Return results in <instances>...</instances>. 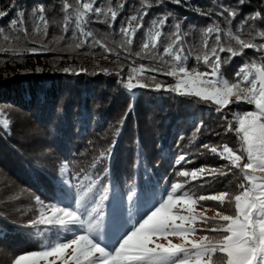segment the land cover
I'll return each instance as SVG.
<instances>
[{
  "label": "trees",
  "instance_id": "1",
  "mask_svg": "<svg viewBox=\"0 0 264 264\" xmlns=\"http://www.w3.org/2000/svg\"><path fill=\"white\" fill-rule=\"evenodd\" d=\"M66 2L72 5L67 10ZM85 2L100 7L103 15L97 18L87 14L78 29L76 0H0V10L9 11L8 16L0 18V27L4 28L0 33V173L3 177L17 190L39 197L45 204L71 206L75 210L77 174L85 188L100 176L108 194L104 218L110 212L136 210L146 201L167 197L173 183L183 186L177 190L178 195L187 190L194 198L229 187L234 188V195L242 191L239 185L247 183L236 168L225 176L198 175L192 179L178 175L183 170L228 164L203 145L214 146L221 133L225 134L222 116H227L233 125L232 112L217 113L213 103L188 95L172 92L164 96L162 89H155L150 77L167 84L174 77L149 69L171 70L177 64L164 55L168 44H173L176 50L177 41L170 35L176 33V23L180 24L177 35L183 63L188 68L205 70L203 42L205 39L209 45L215 42V32L205 36L213 22L224 29L220 33L221 44L239 48L234 39L237 35L257 44L264 43V37L258 34L264 31V19L249 20L243 30L239 27L246 16L257 11L264 17V0H245L243 4L239 0H180L179 4L173 0H162L159 4L156 0H80L81 4ZM38 5L45 8L44 21H39V13L32 14ZM221 5L238 11L230 25L217 15ZM109 8L117 12L115 22H111ZM18 10L24 11L23 27L31 34L27 37L9 27L13 18L19 19ZM144 12L147 14L143 26L135 30L132 43L126 44L120 32L121 23L127 26L128 17L139 18ZM168 13L172 15L159 29L157 43L152 50L144 49L151 36L152 20ZM104 20L112 26L101 22ZM38 24L47 35L35 33ZM253 24L255 29L249 27ZM20 27L18 24L17 29ZM81 29L92 35L82 36ZM82 40V46L76 47ZM41 41L51 51L39 55L26 51L41 47ZM197 55L201 56L199 63L195 59ZM219 55L221 61L230 56L228 52ZM260 55L255 49H243L221 63L220 73L225 79L238 82L240 79L234 76L239 68ZM116 62L124 64L127 70L143 69L141 73L145 77L133 78L132 83H144L146 87L127 93L129 89L124 85L129 76L120 66L116 67ZM37 68L43 71L37 72ZM65 68L74 71L66 73ZM245 107H241L243 113L252 110ZM223 144L237 147L235 139ZM109 148L112 151L107 158L101 157ZM181 155L185 160L176 164ZM230 181L231 185H226ZM83 203L82 214L85 208H90L88 199ZM18 213L4 203L0 206V252L4 255L16 258L40 251L43 238L48 236L53 241L62 232L58 226L37 224L21 215L18 218ZM219 255L215 254L213 259Z\"/></svg>",
  "mask_w": 264,
  "mask_h": 264
},
{
  "label": "snow or ice",
  "instance_id": "2",
  "mask_svg": "<svg viewBox=\"0 0 264 264\" xmlns=\"http://www.w3.org/2000/svg\"><path fill=\"white\" fill-rule=\"evenodd\" d=\"M156 2L159 4L162 0H156ZM173 2L179 4L180 0H173ZM244 2L245 0H239L240 4ZM70 7L72 5L67 2L64 4L65 10ZM120 8H123V4H120ZM221 8L222 10L218 11L217 15L223 17L230 25L232 20L238 15L237 9L225 5H221ZM44 12L45 8L43 5H38L32 10L34 16L39 13V21L45 20ZM108 12L111 13V22H115L117 12L112 10V8H109ZM75 13L78 29H80L82 18L87 14L92 13L97 18L103 15L100 7L94 8L92 2L81 4L80 0H76ZM146 14V12L139 14V18L138 15H131L127 18V26H125V22L121 23L120 32L123 34L126 44L130 45L132 43V35L137 28L143 26L142 21ZM8 15L9 11L0 10V18ZM170 15L172 13L166 14L163 18L152 20V27L157 29L154 33L155 37L160 36L159 29L164 26L167 17ZM16 16L19 19L13 18L9 27L14 31H22L26 37L31 35L28 29L23 27L24 11L18 10ZM258 19H264L259 11L246 16L240 22L239 27L243 30L244 25L248 24L249 20ZM101 22L109 23L107 20ZM132 22L136 23L133 25ZM18 24L21 25L19 29H17ZM111 26V23H109V27ZM249 27L255 29L256 25H249ZM175 28L176 33H171L170 35L174 36L177 41L176 50H173V44H168L164 50V55L171 56L177 64L171 70L149 69L176 79L175 86L166 88V91L179 93L182 96H196L202 100L211 101L216 105L215 111L217 113H221L227 108L233 97L237 103L244 101L255 106L254 111H245L243 115L236 117L238 126L235 128L227 116L221 117L226 122V131L235 132L238 135L240 142L238 149L229 147L227 144L217 146L203 145L211 153L218 155L222 160L228 161V164L222 165L220 168L206 169L205 167H200L192 171L183 170L178 173L179 176L196 179L198 175L225 176L233 168L239 169L248 183L239 185L242 191L238 194L232 195L228 191H221L217 194L200 195L198 197L201 201H218L221 205L225 202L231 204L234 201L235 214H225L222 211H218L219 222H216L217 217H213V223L210 228L211 232L218 233V235L208 236L201 234L198 242L189 240L188 236L194 230L185 228L184 225L194 222L196 218L172 213V208L177 204L187 202L185 197L189 196V193L183 192L180 195H176L177 190L181 188V184L173 183L171 191L167 193V200H164L159 207H156L155 211H150V215L148 214L147 218L138 227H135L123 238L114 250L107 251L92 239L102 228L104 202L108 200L107 190L101 184L102 177L97 176L92 179L85 188L84 182L80 180L79 174H77L78 199L76 200L75 210L57 207L54 204L46 206L49 207L52 215L46 217L42 211L40 220L34 221V223L60 225L69 223L81 226L86 224V232L79 234L70 241L56 245L50 251L32 253L29 256L22 255L16 260L15 264H34L33 258L36 256H53L59 259L65 256L68 249L72 251L70 255L66 256L62 264H68L69 260L72 264H209V262L211 264H264V175H257V173H264V43L257 44L252 40H245L237 35L234 39L239 48H234L231 44H221L220 33L224 29H221L217 22H213L212 25L207 27L205 36L215 32V42L212 45L208 44L207 39L203 42L206 48L203 54L205 70H201L198 67L188 68L184 66L183 57L180 54L182 49L179 45V36L177 35L180 24L176 23ZM3 32L4 28L0 27V33ZM35 33L47 35L46 31L41 30L39 24L35 29ZM258 34L264 37V31H260ZM81 35L88 37L92 33L81 29ZM5 39H9V37L5 36ZM58 39H62V37ZM83 43L84 41L82 40L76 44V47H81ZM97 43L99 42L97 41ZM41 45V47L26 49V51L37 55L51 51L42 41ZM143 47L148 49L149 45L146 43ZM243 49H255L261 55L250 63H246L236 73V76L243 81V84L240 82L230 83L222 78L220 73L221 63H226L231 57L240 54ZM223 52H228L230 56L225 57L221 61L219 54ZM195 59L199 63L201 56L197 55ZM141 70L143 69L133 68L132 73ZM36 71L42 72L43 69L37 68ZM63 71L68 73L74 70L65 68ZM150 79L153 81L155 89L160 90L161 84L155 82L156 77L152 76ZM124 86L129 90L146 87L144 83H132L131 73ZM111 151V148L107 149L101 153V157L107 158ZM179 160L184 161L185 157L181 155ZM93 167H95V164ZM36 199L38 203L43 205V201L39 197ZM85 199L90 201V208H85V212L82 214L80 209L85 207L83 203ZM129 199L132 200L133 197L130 196ZM188 210L191 211V208L189 207ZM85 216L87 219H85ZM177 220L181 223L177 224ZM169 234L179 236L184 240V245H190L191 248L184 245H175L171 242L165 246L155 243L153 240V237L167 238ZM217 253L220 255L214 260L213 257Z\"/></svg>",
  "mask_w": 264,
  "mask_h": 264
},
{
  "label": "rangeland",
  "instance_id": "3",
  "mask_svg": "<svg viewBox=\"0 0 264 264\" xmlns=\"http://www.w3.org/2000/svg\"><path fill=\"white\" fill-rule=\"evenodd\" d=\"M131 30V29H130ZM157 29L152 28L150 32V38L147 40V44L149 45V49L152 50L154 45L158 41V37L154 36V33ZM145 43V44H146ZM174 50V49H173ZM175 51V50H174ZM181 56H184L182 52H180ZM171 57V56H170ZM172 58V57H171ZM173 59V58H172ZM116 67L120 66L122 69L126 71V73L129 74L131 73L132 79L133 78H143V73L141 71H138L136 73H132V69L127 70L124 66V64L120 62H116ZM112 65V64H111ZM244 66V65H243ZM241 66V67H243ZM221 67V66H220ZM240 67V68H241ZM239 68V69H240ZM221 69V68H220ZM239 71V70H238ZM237 71V72H238ZM234 79H237L238 77L235 75ZM222 78L225 79L222 75ZM251 79V77H250ZM227 81L235 82L233 79ZM164 82V84H162ZM166 81L158 82L161 84V89H162V94L164 96L172 94V92L166 91L165 89L170 87V86H175L176 84V79L174 78L172 82L167 84ZM238 82L243 84V81L240 79ZM134 90H127V93L133 94ZM175 93V92H173ZM179 94V93H175ZM189 96V95H188ZM196 97V96H192ZM199 98V97H196ZM201 99V98H200ZM211 102V101H209ZM212 103V102H211ZM215 105V104H214ZM250 107L252 111L255 110L254 105L247 104L244 101H241L239 103L235 102V98H232V102L229 104L227 108H225L222 112L225 114H228L229 112H232L233 116V127L238 126V122L236 120L237 116L243 115V112L241 107ZM246 108V107H245ZM248 111V110H247ZM224 121V120H223ZM225 122V121H224ZM226 124V122H225ZM225 134L223 135L221 133V136L219 140L217 141L214 146L221 145L222 142H232V139H235V143L237 144L236 149L239 148L240 142H239V137L235 132H224ZM231 141V142H230ZM226 161V160H224ZM182 161L179 159L176 160V164H180ZM228 163V161H226ZM225 165V164H223ZM221 167V166H220ZM216 167V168H220ZM239 170V169H238ZM227 171V170H226ZM239 173L242 175V173L239 171ZM257 175H264V173H257ZM246 183L247 180H245ZM231 181L226 184V185H231ZM183 186L181 185V188ZM179 190V189H178ZM222 190H216L215 192H212L211 194H217L221 192ZM223 191H228L230 194L234 195V188L229 187L228 190H223ZM183 192H188L187 190H184ZM182 192V193H183ZM189 193V192H188ZM176 195H178L176 193ZM191 194L189 196L185 197V200L187 201L186 203H181L177 204L175 207L172 208V213L176 215H185V216H193L195 217V221L192 223H186L184 225L185 228H191L194 231L192 234L188 236L189 240H194V241H199L201 234L203 235H208V236H217L218 233H214L210 231V228L212 226V218L217 217V212L222 211L225 214H235V205L234 201L229 204L225 202L223 205H221L218 201H212V200H199L198 197H191ZM204 195H209L205 193ZM164 200H167V197L165 198H155L150 201H146L143 206L136 210H130V209H122L119 212H110L106 218H104V225H102V228L92 237L94 242L98 243L100 246L104 247L105 250L107 251H112L114 250L117 246L118 243L125 238L132 230H134L135 227H138L140 223L143 222L144 219H146L147 215H150V211H155L156 207H159L161 203H163ZM2 203H4L5 207L12 209V211L19 212L17 217L21 215L23 218L27 220H35L39 221L41 218V214L43 211L44 216H51L52 213L49 209V207L46 206H51L48 204L43 203L41 205L40 203L37 202V199L34 198L33 196L26 195L24 192H22L20 189L17 190L13 186H11V181L9 179H5L3 177V174L0 173V206H2ZM57 207H61L58 205H55ZM69 207H63L65 209L73 210L72 208ZM189 207L191 208V211H189ZM66 219V218H65ZM216 222H219L218 217ZM177 224L181 223L179 220L176 221ZM40 224V223H37ZM52 226H58L59 229H61L62 232L58 233V236L54 238L53 241L48 240V236L43 238L44 242L42 244V249L40 251L34 252V253H41L44 251H50L53 247H55L58 244H61L63 242L70 241L71 239L77 237L79 234H84L86 232V226H81V225H73L69 223H65L63 225L60 224H48ZM47 230H45L46 232ZM153 240L155 243H160L165 246L168 245L169 242L175 245H184V240L181 239L177 235H172L169 234L167 238L164 237H153ZM154 246V245H150ZM188 248H191L190 245H184ZM71 249L66 250L65 256L60 257L57 259L56 257L53 256H48V257H43V256H36L34 257V264H62L66 256L70 255ZM32 253H27L23 254V256H29ZM22 256V255H20ZM17 256L16 258L14 257H9L8 255H4L3 253L0 252V264H15L16 260L20 257ZM68 264H72V262L69 260ZM211 264V262H209Z\"/></svg>",
  "mask_w": 264,
  "mask_h": 264
}]
</instances>
